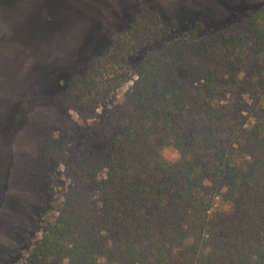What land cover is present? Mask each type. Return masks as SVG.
Masks as SVG:
<instances>
[{
    "label": "trees",
    "instance_id": "1",
    "mask_svg": "<svg viewBox=\"0 0 264 264\" xmlns=\"http://www.w3.org/2000/svg\"><path fill=\"white\" fill-rule=\"evenodd\" d=\"M171 35L144 12L67 79L106 148L69 163L74 185L18 264H264V5L246 29Z\"/></svg>",
    "mask_w": 264,
    "mask_h": 264
},
{
    "label": "rangeland",
    "instance_id": "2",
    "mask_svg": "<svg viewBox=\"0 0 264 264\" xmlns=\"http://www.w3.org/2000/svg\"><path fill=\"white\" fill-rule=\"evenodd\" d=\"M263 5L264 0H0V264H18L53 225L76 181L69 163L84 153L97 160L106 148L101 118L82 121L70 108L64 87L71 75L103 55L144 12L172 26L173 38L191 30L246 29L249 13ZM129 85L107 107L123 101ZM46 138L54 161L40 154Z\"/></svg>",
    "mask_w": 264,
    "mask_h": 264
}]
</instances>
